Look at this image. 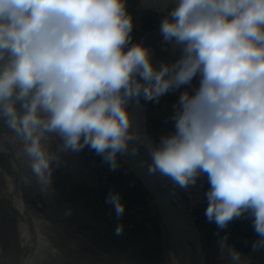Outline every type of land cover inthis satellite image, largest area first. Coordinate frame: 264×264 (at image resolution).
Returning a JSON list of instances; mask_svg holds the SVG:
<instances>
[{
  "label": "clouds",
  "instance_id": "1",
  "mask_svg": "<svg viewBox=\"0 0 264 264\" xmlns=\"http://www.w3.org/2000/svg\"><path fill=\"white\" fill-rule=\"evenodd\" d=\"M164 13L160 35L181 55L153 63L132 43L128 0H0V127L48 183L85 148L111 171L143 145L150 175L187 189L206 176L204 215L219 230L248 216L264 249V0H141ZM196 81L194 85L193 82ZM183 88L159 143L142 137L130 104ZM0 151H6L0 145ZM106 202L116 216L119 193ZM122 224L116 234H122ZM218 234V233H217ZM222 254L241 253L219 240Z\"/></svg>",
  "mask_w": 264,
  "mask_h": 264
},
{
  "label": "rangeland",
  "instance_id": "2",
  "mask_svg": "<svg viewBox=\"0 0 264 264\" xmlns=\"http://www.w3.org/2000/svg\"><path fill=\"white\" fill-rule=\"evenodd\" d=\"M128 8L134 17L132 43L135 44L147 31L160 25L163 15H158L152 8L140 10L139 0H128ZM193 84L195 85L196 81ZM183 90L181 88L162 96L159 102H156L158 108L152 102H145L141 98L147 124L157 144L162 135L173 131L170 117L173 105L178 101L180 92ZM0 142L16 156L18 164L21 166L22 200L28 212L37 220L45 223L44 235L56 251L54 256H47V264H163L158 229L157 233L152 230V227L157 228V225L151 214L150 206L145 201H141L139 195L120 176L118 171H111L108 164L104 163L95 152L85 148L79 153L65 155L66 163L54 171L48 183L42 184L32 175L26 158L17 155L22 147L21 143L7 128L0 127ZM0 168L7 171L6 173H13L14 170L8 156L0 155ZM2 184L3 181L0 178V185ZM208 187L206 176L200 177L195 186L187 189L178 187L198 226L201 227L203 235H205L203 244L208 264H264L261 258L258 259L247 251L235 248L232 245L234 237H227V244L241 253L240 261L233 262L227 253H221L219 246L221 237H218L215 231L217 226L210 223L212 226L206 227L205 220H203L204 208L207 205L205 192ZM69 191H73L75 196L80 197L83 206H79L78 203L64 205L61 203L63 194ZM110 191L119 193L125 205L123 216L118 218L114 210L113 216L110 217L111 221L119 224L120 220L126 218L130 223H133L129 233L123 230L121 234L132 239L128 241V249L131 247L133 251L120 255L119 260L114 259L119 254L117 252L118 248L120 251L119 244L114 243L107 247L109 245L103 243L102 240H95L93 234L95 229L101 236L110 233L91 219L100 216L102 220L108 219V207H113L106 202V196ZM72 213L83 216V220L70 225L68 216ZM16 223L15 214L8 208L5 199L0 194V264H16L17 262L20 246ZM207 223L209 222L207 221ZM87 224L88 226H85ZM92 226L95 229L91 228ZM107 226L116 230L114 225H112L113 227ZM123 228L125 227L123 226ZM231 230L233 227L230 223L225 231L230 233ZM111 235L119 241H127L122 236L118 238V236ZM256 239L257 237L255 239L248 238V247H251ZM262 251L264 249L256 252ZM124 257L125 259H123Z\"/></svg>",
  "mask_w": 264,
  "mask_h": 264
},
{
  "label": "water",
  "instance_id": "3",
  "mask_svg": "<svg viewBox=\"0 0 264 264\" xmlns=\"http://www.w3.org/2000/svg\"><path fill=\"white\" fill-rule=\"evenodd\" d=\"M159 28L160 25L147 31L137 41L151 50L153 63L157 67L161 63H172L181 55L179 49L174 50L171 45L163 41ZM152 103L158 108L156 102L152 101ZM131 106L132 104L129 105L130 109ZM152 136L154 143H157L153 134ZM118 160L120 167L117 171L120 176L139 195L141 201H145L150 206L160 237L163 264H165V251L175 264H208L196 220L178 187L166 177L165 183L159 184L130 153L118 156ZM94 223L118 238L122 236L124 239H130L127 235H117L113 228L98 220ZM132 251L130 247L127 252L132 253Z\"/></svg>",
  "mask_w": 264,
  "mask_h": 264
},
{
  "label": "bare ground",
  "instance_id": "4",
  "mask_svg": "<svg viewBox=\"0 0 264 264\" xmlns=\"http://www.w3.org/2000/svg\"><path fill=\"white\" fill-rule=\"evenodd\" d=\"M139 6L140 10L143 9L144 11L145 9H148L146 8L147 6H141V0H139ZM150 8L156 11L154 7ZM156 12L157 14L164 15V13ZM131 111L135 118V126L138 128L141 136L153 141V136L147 124L141 100L139 106L132 104ZM0 145L3 146L1 142ZM3 148L6 149V151H0V155L8 156L11 167L14 170L13 173H6L7 171L5 172L0 168V178L3 181V184L0 185V194L5 199L8 208L17 218L16 228L20 252L16 264H47V256H54L56 251L51 247L47 237L44 235L45 223L37 220L30 212H28L22 200L20 191V185L22 183L20 175L21 166L18 164L16 156L9 152L6 147L3 146ZM134 156L140 161V163H142L146 171H148L147 166L151 163V158L147 149L141 145L138 154ZM151 176L159 184L165 183V177H161L158 173ZM165 254V264H175L168 252L165 251Z\"/></svg>",
  "mask_w": 264,
  "mask_h": 264
},
{
  "label": "trees",
  "instance_id": "5",
  "mask_svg": "<svg viewBox=\"0 0 264 264\" xmlns=\"http://www.w3.org/2000/svg\"><path fill=\"white\" fill-rule=\"evenodd\" d=\"M73 195H74V197H73ZM61 203L64 205V204H68V203H71V204H74V203H78V204H80L79 206H83V202L81 201V199H80V197H78V196H75V194L73 193V191H69L68 193H64L63 194V196H62V198H61ZM134 204V203H133ZM127 207H129V205H127ZM126 207V208H127ZM68 210V209H67ZM107 212H108V219H104V220H102V218H101V216L99 217V218H101V219H99L98 217H92L91 219H93L94 221L95 220H100L101 222H103L104 224H107V225H109V226H111V227H113L112 225H114V228L115 227H117V225H119V224H122L125 228H124V231L126 232V233H129V231H130V229H131V227H133V223H130V221H128L126 218H124L123 220H120L119 221V224H117V223H115V222H112L111 221V218L110 217H112L113 215V212H114V207H108V210H107ZM78 217V218H77ZM68 218H69V220L70 221H68V223L71 225V224H73V223H75L76 221H82L83 220V216L81 217V215H77V213H72L70 216H68ZM77 218V219H76ZM85 226H88V224L87 225H85ZM91 228H94L93 226L91 227ZM95 229V228H94ZM93 229V230H94ZM152 230H153V232H155V233H157V228L156 227H152ZM93 234H94V236H95V240H102V242H103V240L105 241V243L107 244V245H109V246H107V247H110V246H112L114 243H116V244H119V246H120V251L121 252H123L124 254H127L128 252V247L126 246V245H124V243L123 242H127L128 243V241H130V240H132L131 238L130 239H127V241H119L116 237H112V235L111 234H104L103 236H101L100 235V233H98L97 232V229H95L94 231H93ZM99 237V238H98ZM102 242H101V244H102ZM121 242V243H120ZM104 243V242H103ZM129 256V255H128Z\"/></svg>",
  "mask_w": 264,
  "mask_h": 264
},
{
  "label": "crops",
  "instance_id": "6",
  "mask_svg": "<svg viewBox=\"0 0 264 264\" xmlns=\"http://www.w3.org/2000/svg\"><path fill=\"white\" fill-rule=\"evenodd\" d=\"M207 207V205L205 206V208ZM205 208H204V211H205ZM205 220V224H206V227L209 225L212 226V224L210 223H207V220L205 218V215L203 216ZM195 218V217H194ZM196 220V219H195ZM197 223V221H196ZM232 224V227H233V230H231L230 233H227L225 231V229L223 230H219L218 232V229H216V233H218V237H223L225 235H227V237H234L233 238V246L239 250H243V251H247L249 252L250 255H252L253 257H256V258H261L263 261H264V251L258 253L256 251H252V247H248V242H247V239L252 237L255 239L256 234L254 233L253 231V228H252V224H251V218L248 217V216H245V217H242L240 219H237V220H234L231 222ZM198 226V224H197ZM216 226V225H215ZM199 228V231H200V234H201V237H202V245H203V249H204V244H203V237H205V235H203V231L201 230V227L198 226ZM217 237V236H216ZM246 238V239H245ZM247 250H246V249ZM245 249V250H244ZM204 252H205V249H204ZM206 255V254H205ZM221 261H223L221 259Z\"/></svg>",
  "mask_w": 264,
  "mask_h": 264
},
{
  "label": "flooded vegetation",
  "instance_id": "7",
  "mask_svg": "<svg viewBox=\"0 0 264 264\" xmlns=\"http://www.w3.org/2000/svg\"><path fill=\"white\" fill-rule=\"evenodd\" d=\"M103 242L105 243L104 240H103ZM120 243H121V242H120ZM123 243H124V245H126V246L128 247V244H129V243H127V242H123ZM118 247H119V246H118ZM117 252H119V254H118L117 256H115L114 259L119 260V256H120V255H123L124 253L121 252V251H119V248L117 249ZM123 259H125V257H124Z\"/></svg>",
  "mask_w": 264,
  "mask_h": 264
}]
</instances>
